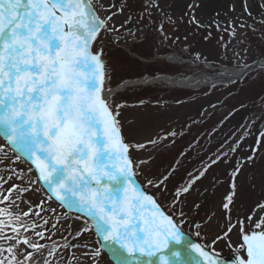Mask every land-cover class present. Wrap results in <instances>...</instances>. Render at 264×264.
<instances>
[{"label":"snow or ice","instance_id":"6c2138e0","mask_svg":"<svg viewBox=\"0 0 264 264\" xmlns=\"http://www.w3.org/2000/svg\"><path fill=\"white\" fill-rule=\"evenodd\" d=\"M98 3L99 0H0V136L6 141V145H0V163L7 159L8 147L17 154L13 164L24 159L29 164L28 174L37 173L36 180H28L26 186L13 184L8 189L4 185L13 176L24 182L27 174L11 167L4 169L10 173L7 178L0 174V264H54L61 248L79 247L65 237L62 245L53 241L49 248L29 235L51 239L44 231H37L48 220L41 225L24 219L40 217L45 201L35 206L38 211L30 207L22 214L16 204L39 182L51 193L48 200L55 199L61 206L83 214V227L74 239L93 230L97 237L91 247L83 245L80 256L73 252L68 264H103L105 249L115 264H144L142 258H147V264H226L212 249L221 240L231 247L233 233L239 236L233 264H264V202L243 219L239 214L233 218L238 196L236 181L244 164L231 173L229 190L220 204L223 227L207 246L184 244L175 215L167 214L157 197L136 184V169L149 161H137L132 153L157 141H127L118 119L124 105H113L105 94L111 89H105L103 47L94 50V46L102 33L117 31L112 24L117 14L112 9L117 6L109 5L105 10L108 14L101 17L96 10ZM187 6L192 10L188 12L191 22L198 25L194 10L202 6L201 0H189ZM255 6L264 17V0H255ZM146 7L159 5L149 0ZM239 8L241 15L253 16L250 0H239ZM118 11L122 12L123 6ZM236 11L235 0H230L228 12ZM260 22L264 24V19ZM216 26L221 27L218 23ZM245 26L239 24L241 28ZM260 136L264 140V132ZM260 143L254 151H259ZM254 159L249 155L246 163ZM206 171L176 188L169 208L182 204ZM167 180L168 175H163L148 183L163 196L167 194ZM257 210L260 215L254 220ZM179 215L184 216L182 209ZM216 216L213 212L207 222H214ZM201 227L196 225L197 229ZM240 252L245 255H238Z\"/></svg>","mask_w":264,"mask_h":264},{"label":"rangeland","instance_id":"374dc122","mask_svg":"<svg viewBox=\"0 0 264 264\" xmlns=\"http://www.w3.org/2000/svg\"><path fill=\"white\" fill-rule=\"evenodd\" d=\"M148 3L149 0H99L96 10L101 17L108 14L105 10L109 5L117 6L112 9L117 11L112 20L117 31L102 33L94 50L103 47L105 89H111V92H108L110 102L113 105H124L119 109L118 119L121 121L122 133L126 140L133 143L157 141L155 145H148L145 149L132 153L133 159L137 161H149L147 165L136 169V184L148 194L157 197L165 212L175 215L181 230L195 243L202 246L211 245L223 227L220 204L222 197L229 190L231 173L235 167L244 164L236 181L238 196L233 208V218L239 214L243 219L253 213L258 203L264 202V140L260 136V133L264 132V67L245 75L244 80H241L242 77L231 83H214L209 78H203L194 87L162 83L148 85L157 92L151 97L145 95L142 101H135L132 90L118 92L111 86V75H108L109 61L105 50L108 46L128 48L133 42L143 40V43L147 42L151 46L153 52L151 57L143 58L145 62H167L181 69L182 74L186 76L217 73L228 67L242 68L264 56V24L260 22L264 17L253 5L252 17L236 12L220 17L194 14L199 21L197 25L191 22L189 15L172 12L164 0H156L159 7H146ZM121 6L122 12L118 11ZM217 23L221 27L217 28ZM239 24L246 26L241 28ZM180 88L184 90L180 91ZM196 91L199 92L191 93ZM172 132L176 135L171 136ZM258 141H261L258 145L259 151H254ZM0 145H6L3 136H0ZM5 152L7 159L0 163V174L5 178L10 175L8 171H4L6 167L14 168L18 172L22 170L27 174L24 182L13 176L4 185L5 189L13 184L23 187L28 180H36L37 173L33 171L28 174L29 166L22 159L12 163L16 153L11 152L8 147H5ZM249 155L255 157L252 163H246ZM2 158L3 154L0 153V159ZM204 169L207 171L183 203L177 205L176 209L169 208L171 193L186 185L191 177ZM163 175H168V180L165 182L167 194L162 196L148 180L159 179ZM32 188V191L16 200L18 212H28L30 207L38 211L35 206L45 201L40 217L30 216L24 219L29 223L35 220L41 225L44 220H48V224L37 231H44L45 236H50L51 239L39 240L32 233L29 235L39 243L47 244L49 248L53 241L62 245L65 237L70 238L68 241L79 247L61 248L54 260V264H68L73 252L80 256L84 244L89 247L94 244L97 239L95 232L93 230L74 239L75 233L80 230H74V219L83 221V214L61 206L55 199L48 200L51 193L42 182L32 185ZM197 204L199 208L195 207ZM12 207L16 208L15 205ZM49 209H54L55 212ZM180 209L184 212L182 217L179 215ZM213 212L217 213L216 220L209 224L207 216ZM259 215L257 210L253 219H257ZM54 224L55 228L52 227ZM197 224L202 227L197 229ZM81 225L80 223V227ZM197 231L200 232L199 236L196 235ZM238 242V234L233 233L231 247L221 240L212 250L222 257L226 264H233ZM183 243L188 244L185 240ZM23 250L24 246H21V251ZM105 253L103 264H115L106 250ZM238 255L245 254L240 252ZM37 259L40 257L37 256Z\"/></svg>","mask_w":264,"mask_h":264},{"label":"trees","instance_id":"16d2710c","mask_svg":"<svg viewBox=\"0 0 264 264\" xmlns=\"http://www.w3.org/2000/svg\"><path fill=\"white\" fill-rule=\"evenodd\" d=\"M153 54L152 48L147 42L143 43V40L140 42H133V45L128 48L123 47H114L108 46L105 50V56L108 57L109 61V74L110 84L113 88L118 87L125 81L140 79L146 76H157V74H165V75H173L179 76L182 75L181 69L178 67H174V65H169L167 62L156 61V62H145L143 58L147 59L151 57ZM246 79L244 76L241 80ZM152 86H137V87H129L125 90L133 91V100L142 101L147 97H151L157 91L154 90ZM184 90L180 88V91ZM146 91H150L151 93H146ZM186 92H190L189 90H185ZM191 92V93H198ZM189 94V93H188ZM190 96V95H189ZM76 220L74 225V230L76 232L82 228L84 221ZM73 220V221H74ZM80 223L82 224L80 227ZM70 239V238H69ZM68 239V240H69Z\"/></svg>","mask_w":264,"mask_h":264},{"label":"bare ground","instance_id":"6f19581e","mask_svg":"<svg viewBox=\"0 0 264 264\" xmlns=\"http://www.w3.org/2000/svg\"><path fill=\"white\" fill-rule=\"evenodd\" d=\"M188 2L189 0H164V3L167 5V7L172 12L178 13V14H187V15L189 11H192L187 6ZM235 2L237 4L236 13H241V10L239 8V0H235ZM229 3H230V0H201L202 6L198 9H195L194 14H200L204 16H214L216 12H219L220 13L219 17L222 15L225 16V12H228ZM250 3L252 4V6L255 5V0H250ZM230 13H234V12H228L227 15H229ZM260 63L261 65H264V58L260 60ZM241 72L242 70L239 67H228V68L222 69V71L217 72V73H206L203 75L191 74V75L184 76L182 78L175 77L173 75H168V76L158 75L154 78H143V80L135 82V83H130V85L139 86L140 84H143V86H145V85H153V84L162 83V84H168L171 86L194 87L203 78H209L214 83H231L238 79V76L241 74ZM126 87H128V84L123 86V88H126ZM105 94L108 96V98H110V95L108 94V92H106ZM192 244H196V243H192ZM176 248L180 249L181 245H176Z\"/></svg>","mask_w":264,"mask_h":264},{"label":"water","instance_id":"95a60500","mask_svg":"<svg viewBox=\"0 0 264 264\" xmlns=\"http://www.w3.org/2000/svg\"><path fill=\"white\" fill-rule=\"evenodd\" d=\"M264 58V57H263ZM261 60V59H260ZM260 60H257L255 61L254 63L248 65V66H245L244 68H241L242 72L241 74L238 76V79L239 78H242L244 75L252 72L253 70L257 69V68H260V67H264V65H261L260 63ZM168 76V75H166ZM182 78V77H180ZM143 79H140V80H136L134 82H130V83H135V82H138V81H141ZM130 83H126V84H130ZM125 84V85H126ZM121 88H118L117 90H120ZM58 202V201H57ZM59 203V202H58ZM183 233V236H184V239L187 240L188 243H193V241L182 231ZM144 260V264H147V258H142Z\"/></svg>","mask_w":264,"mask_h":264}]
</instances>
